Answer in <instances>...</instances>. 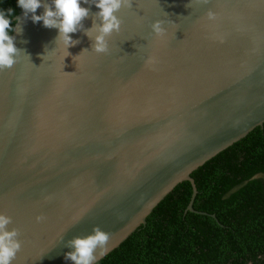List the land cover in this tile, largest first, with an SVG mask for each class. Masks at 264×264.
Masks as SVG:
<instances>
[{"label":"water","instance_id":"95a60500","mask_svg":"<svg viewBox=\"0 0 264 264\" xmlns=\"http://www.w3.org/2000/svg\"><path fill=\"white\" fill-rule=\"evenodd\" d=\"M8 8L23 29L0 72V212L22 241L12 264H74L68 241L94 225L110 252L183 180L194 211L191 172L264 123V0H132L109 52L81 30L67 57L58 29Z\"/></svg>","mask_w":264,"mask_h":264},{"label":"trees","instance_id":"16d2710c","mask_svg":"<svg viewBox=\"0 0 264 264\" xmlns=\"http://www.w3.org/2000/svg\"><path fill=\"white\" fill-rule=\"evenodd\" d=\"M13 0H0L5 9ZM176 184L95 264H264V123Z\"/></svg>","mask_w":264,"mask_h":264},{"label":"clouds","instance_id":"9594fccd","mask_svg":"<svg viewBox=\"0 0 264 264\" xmlns=\"http://www.w3.org/2000/svg\"><path fill=\"white\" fill-rule=\"evenodd\" d=\"M209 2L210 0H203L205 4ZM84 4H95L99 11L92 13L90 7L82 6ZM18 6L23 9L25 19L31 13L34 23L43 21L44 27L59 30L56 43L63 45L68 53L65 56L67 57L71 55L69 48L81 42L79 39H73L70 34L81 30L92 41V50L97 53L109 52L108 38L114 32H120L123 23L118 13L122 8H131L132 0H50V2L49 0H18ZM40 7H43L44 11L37 15V9ZM14 12L12 8L0 9V72L12 68L17 63V57L22 50L17 47L16 37L12 35L13 32L23 31L20 23L16 27L13 26L11 17ZM206 15L209 21L217 20V13L211 8ZM90 16L93 19L92 27L85 28L83 21ZM16 19L19 21V17ZM163 24L162 20L157 19L151 25L157 37H163L166 33ZM18 27L19 31H17ZM220 41L223 42V39ZM85 50L88 49L83 51ZM146 63L152 64L154 59L150 57ZM44 219L43 214L36 217L38 222ZM12 223L11 216L0 212V264H12L22 247V241L19 239L20 230L16 227L10 229L9 225ZM109 240L110 233L99 225H94L91 234L77 236L68 241V246L74 250L67 252L65 259L73 261L74 264H95L109 252Z\"/></svg>","mask_w":264,"mask_h":264}]
</instances>
